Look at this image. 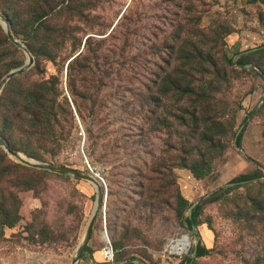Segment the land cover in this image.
<instances>
[{
    "label": "rangeland",
    "instance_id": "rangeland-1",
    "mask_svg": "<svg viewBox=\"0 0 264 264\" xmlns=\"http://www.w3.org/2000/svg\"><path fill=\"white\" fill-rule=\"evenodd\" d=\"M46 1L21 4L26 12L38 4L39 11L49 13L47 23L32 31L27 22L14 26L0 11L34 58V65L10 79L0 96V139L8 144L9 137L25 151L15 152L30 160L103 179L107 210L100 213L86 248L98 253L97 264H264V47L240 55L264 45V0ZM0 2L11 8L15 0ZM90 36L91 46L103 42L107 48H124L112 87L104 88L109 81L98 69L101 56L92 58V66L98 63L94 75L65 85L68 61ZM0 44L5 50L1 81L22 67L27 55L1 33ZM51 78L54 101L64 110V130L33 137L26 129L32 117L23 112L26 104L19 96ZM86 85L94 98L84 94ZM68 94L83 119L75 117ZM43 172L4 177L34 190L0 186V198L18 197L20 216L14 226H0V264H71L75 256L96 189ZM241 175L252 182L231 184L219 201H208ZM196 208L198 222L190 230L187 218ZM105 230L113 263L102 253ZM194 231L211 251L191 261L199 240ZM185 234L190 249L174 254L171 239ZM84 254L78 264H93Z\"/></svg>",
    "mask_w": 264,
    "mask_h": 264
},
{
    "label": "trees",
    "instance_id": "trees-1",
    "mask_svg": "<svg viewBox=\"0 0 264 264\" xmlns=\"http://www.w3.org/2000/svg\"><path fill=\"white\" fill-rule=\"evenodd\" d=\"M24 2V0H15L13 7H8V5H3V3L0 2V11H2L10 20L14 23V26H17V23H28L31 25V31L37 29L38 27H41L43 24L47 23L49 20V13L40 10L42 6L35 4V7L33 6V9L30 12L23 11L21 9V4ZM66 0H61L59 4H64ZM45 5L55 4L58 5L56 0H49L44 3ZM0 33L5 38L6 43H11L9 37L4 32V30L0 26ZM111 36L108 35V37ZM91 37H88L86 39V42L84 44L83 50L68 64L67 68V81L69 85L71 86L75 80H77L78 77H82L84 79H88L89 75L95 74V68L98 67V63H95L93 66L91 65L92 58L99 57V71L100 75L103 78V80H107L109 82H106V88L107 86L112 87V83L115 81L114 77L120 76L121 73V62L122 59L125 58L124 56V48H117V47H111L107 48L103 44L99 46L98 44L91 46L90 40ZM264 47V45H261L255 49H250L249 51H242L240 52V55H245L248 52H255L256 50H260ZM53 52V51H52ZM242 56V58H243ZM245 57V56H244ZM53 58V57H52ZM73 58V57H72ZM5 60V50L4 47L0 44V77H1V66L3 65ZM240 67H243L244 61L241 60L239 62ZM93 67V70H92ZM54 79L51 78L50 80L43 79L39 82H35L33 86L30 89L23 90L19 96L20 101L26 104V109L24 108L23 112L32 117L29 119V122H27L26 129L29 131H33V137H41L43 135L54 137L59 131L64 130L63 123L65 122V119L63 118L64 110L56 105V102L54 101V88L51 86ZM84 94H86V97L89 96V99L91 97L94 98V94L91 93L90 86L86 85L84 88ZM96 94V93H95ZM69 99V97H68ZM70 102V100H69ZM73 102V101H72ZM68 105V102H67ZM74 105V103H73ZM70 106L74 112L75 117L79 120L80 118L83 119V114L79 111V109L75 111L73 109V106L70 102ZM75 107V106H74ZM76 109V108H75ZM254 112V111H253ZM252 112V113H253ZM94 117H97L101 114V111H93ZM101 120V119H99ZM103 121V120H102ZM101 121V122H102ZM247 120L243 122V125L246 123ZM97 126V125H96ZM102 129H99L98 132H101ZM8 132L12 135L15 133V129L13 127V124L11 120L8 124ZM90 137L91 131H89ZM27 133V132H26ZM7 137V136H6ZM7 139V138H6ZM242 140V131H240L236 137V144L241 145ZM8 145L13 150H19V148L12 144L11 140L8 137ZM18 148V149H17ZM19 151H22L21 149ZM25 153V151H22ZM14 172H23L27 174H37V175H44V173L41 170H35L31 169L22 165H18L14 163L12 160L9 159L6 153L2 152L0 150V186L2 184H10L14 185L15 188L25 190V191H33L34 189L32 186L28 185L27 183H16L14 184L12 181H4V177L8 174H12ZM51 173V172H50ZM54 174V173H52ZM56 176H60L62 178H65V176H61L58 174H55ZM249 182H252V179H250L247 175H241L238 178L232 180L230 182L229 186L226 188H223L221 190V193H214L212 194L208 201L209 202H217L222 198V194L226 193L231 184H234L236 186H242ZM18 197L14 195H10V198L7 200L5 198H0V226L1 227H12L14 226L20 219L18 210L16 209V206L18 205ZM198 215H199V208H196L190 217L187 218V227L190 230L195 229V225L198 222ZM196 237L199 238L198 243L196 246L192 249V256H190V260L193 261L196 257L205 256L210 253L211 248L207 247L204 243L201 241V236L198 231H194ZM87 251V249H86ZM85 251V252H86ZM85 254H83L82 257H84Z\"/></svg>",
    "mask_w": 264,
    "mask_h": 264
},
{
    "label": "water",
    "instance_id": "water-1",
    "mask_svg": "<svg viewBox=\"0 0 264 264\" xmlns=\"http://www.w3.org/2000/svg\"><path fill=\"white\" fill-rule=\"evenodd\" d=\"M0 23L2 24V26L4 27L5 31H6V34L7 36L9 37L10 41H12V43H14L16 46L22 48L26 55H27V60H26V63L18 68V69H15L13 71H11L9 74H7L1 81H0V96L3 92V89L5 87V85L7 84V82L16 77V76H19V75H22L24 74L30 67H32L34 65V58L31 54V52L28 50V48L25 46V44L17 39L14 35V33L12 32L11 28H10V25H9V22L6 18V16L0 12ZM79 54V53H78ZM77 54V55H78ZM75 55L73 58H71L67 65H66V70H65V73H64V79H65V85H66V82H67V68H68V64L77 56ZM68 97H69V100L73 106V109L75 111V114L76 113V109L73 105V102H72V99L70 97V95L68 94ZM0 147H2L5 152L8 154V156L10 158H12L13 160H15L16 162L18 163H21L27 167H30V168H33V169H37V170H42V171H48V172H51V173H54V174H58V175H61V176H65V177H71V178H74L76 180H81V181H86V182H89L91 184H93L96 188H97V196H96V204H97V207L94 209L92 215H91V219H90V222H89V225L86 229V232L84 234V237L82 239V242L80 243V245L78 246L77 250H76V253H75V256L73 257L72 259V262L71 264H78L84 254V252L86 251V248H87V245H88V242L90 240V237L92 235V232H93V229H94V225L100 215V212H101V209L102 207H106V201H107V196H108V193H107V188H106V185L103 181L102 178L99 177L98 174L94 173V174H89V173H85L84 171L81 172V171H78V170H75V169H71V168H67V167H60V166H55V165H52V164H41V163H38L36 161H33V160H30L29 158H27L25 155L23 154H20L18 152H15L13 151L9 146L8 144L0 139ZM82 149V152L84 154V158L86 160V163H88V160L85 156V153H84V149Z\"/></svg>",
    "mask_w": 264,
    "mask_h": 264
},
{
    "label": "bare ground",
    "instance_id": "bare-ground-1",
    "mask_svg": "<svg viewBox=\"0 0 264 264\" xmlns=\"http://www.w3.org/2000/svg\"><path fill=\"white\" fill-rule=\"evenodd\" d=\"M95 189H96V192H97V188L96 187H95ZM97 194H98V192H97ZM106 202H108V196H107V201ZM96 207H97V204L95 203L93 211H94V209ZM106 210H107V203H106V207L105 208L102 207L100 213L101 214H103V213L106 214ZM107 231L108 230L103 232V234H102L103 235V239H104V241L106 243H111V240L109 239L110 237H109V234H108ZM83 237H84V235H83ZM83 237H82V239H83ZM82 239H81V242H82ZM190 245H191V241H190V236L188 234H185L182 238H179V239L173 238V239H171V243H170V246L173 249V253L174 254H181V255H182L183 252H187L190 249Z\"/></svg>",
    "mask_w": 264,
    "mask_h": 264
},
{
    "label": "built area",
    "instance_id": "built-area-1",
    "mask_svg": "<svg viewBox=\"0 0 264 264\" xmlns=\"http://www.w3.org/2000/svg\"><path fill=\"white\" fill-rule=\"evenodd\" d=\"M89 169L93 172L91 166L88 164ZM106 231V230H105ZM104 260L113 263L115 259L114 249L111 243H107L102 249Z\"/></svg>",
    "mask_w": 264,
    "mask_h": 264
},
{
    "label": "crops",
    "instance_id": "crops-1",
    "mask_svg": "<svg viewBox=\"0 0 264 264\" xmlns=\"http://www.w3.org/2000/svg\"><path fill=\"white\" fill-rule=\"evenodd\" d=\"M86 257L87 259L93 263V264H97L98 262H100V259L97 257L98 253L94 252V253H90L88 250L86 251ZM102 262V261H101Z\"/></svg>",
    "mask_w": 264,
    "mask_h": 264
}]
</instances>
